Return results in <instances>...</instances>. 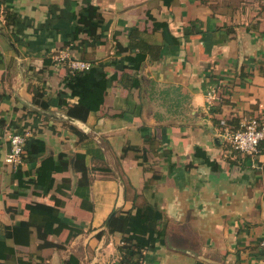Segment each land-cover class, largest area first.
<instances>
[{"label": "crops", "instance_id": "obj_1", "mask_svg": "<svg viewBox=\"0 0 264 264\" xmlns=\"http://www.w3.org/2000/svg\"><path fill=\"white\" fill-rule=\"evenodd\" d=\"M87 6L104 21L99 43L71 40ZM4 8L18 25L11 33L0 23V242L12 232L0 264H116L123 235L109 233L108 221L147 206L161 214L162 237L141 264H263L264 154L242 156L223 135L264 120V0H6ZM133 30L149 48L138 71L116 49ZM65 49L108 79L84 122L61 105L76 101L53 59ZM35 89L47 110L33 105ZM9 133L28 134L19 170L5 162ZM55 207L67 229L42 239L44 222L31 212Z\"/></svg>", "mask_w": 264, "mask_h": 264}, {"label": "trees", "instance_id": "obj_2", "mask_svg": "<svg viewBox=\"0 0 264 264\" xmlns=\"http://www.w3.org/2000/svg\"><path fill=\"white\" fill-rule=\"evenodd\" d=\"M6 0H0L1 9L0 13L4 20V26L1 29H8L11 33L15 32L18 25V19L10 10L5 9L4 5ZM77 25L75 26L72 34L71 40L76 41L80 34H85L91 42L99 43V38L95 36L96 31L99 30L103 25V18L100 14L98 8L96 7H85L77 15ZM137 31H131L130 42L127 47L123 48L120 45L116 46L117 53H129L130 55L125 58L128 67L134 71H138L140 65L144 61L149 48L142 41L138 42ZM72 42V43H74ZM77 47H71L75 50ZM70 49V52H71ZM73 58V57H72ZM74 59V58H73ZM86 62L90 65L89 70L82 72H70L66 71V75L63 79V86L69 94V97L75 99V103L69 105L65 101H61V105L66 109V115L69 118L84 122L88 116L99 110V107L103 103V99L107 88V76L104 73H99L95 63L87 62L84 59L80 61ZM45 63H50L51 60L45 59ZM123 67H119L122 69ZM112 81L115 79L114 76L110 78ZM132 81V80H131ZM33 105L38 107L40 110L48 109V98L44 91L35 89L33 96ZM233 130H237L239 126ZM27 140L25 142V145ZM32 145L37 146L39 150L42 149V143L35 141ZM32 148V147H30ZM30 148L27 149L31 153ZM98 151H92L91 154L94 155ZM264 154V144H260L258 147V155ZM97 156V154H96ZM24 156L21 160L23 161ZM84 159L83 156H76V164H81L79 161ZM62 160V156H59V164ZM53 166L51 171L62 170L60 167H56L57 162ZM75 166L79 169L78 165ZM20 165L16 166L18 169ZM83 175H85V167L81 168ZM50 177L47 179V182ZM52 181V180H51ZM48 190V183L44 185ZM82 186V183L79 184ZM46 190V189H45ZM46 190V192H47ZM58 204V203H57ZM59 207V205H56ZM53 208L49 211L44 210H33L31 212L32 216H37L44 222L45 230L42 235V239H45V235H58L63 229H67V225L64 224L58 217L57 208ZM161 220V214L159 211L154 210L151 207L137 208L136 213L133 215L131 213H117L111 216L107 224V230L109 233H120L123 235V246L119 248L121 259L116 264H141L143 252L147 249L153 248L156 240L161 239L162 234L157 230L159 221ZM55 227V228H54ZM70 235H73L72 231ZM12 236V232L7 230L5 235V240L0 242V251H7L11 253V249L6 247V239ZM44 247H49L50 244L44 241ZM0 252V260H6L7 256Z\"/></svg>", "mask_w": 264, "mask_h": 264}, {"label": "built area", "instance_id": "obj_3", "mask_svg": "<svg viewBox=\"0 0 264 264\" xmlns=\"http://www.w3.org/2000/svg\"><path fill=\"white\" fill-rule=\"evenodd\" d=\"M1 10V6H0ZM1 15V13H0ZM4 23V20L1 19ZM56 63H61L70 72H82L87 71L90 65L86 62L73 59L69 50L61 52L60 55L53 58ZM215 91L212 90L208 94V100L213 99ZM28 134L21 133H9L8 143L9 152L5 158V162L12 166L20 164L21 158L24 154V145L27 140ZM224 142L233 151L242 156L254 158L258 155V147L260 144H264V120L256 118L244 119L237 130L229 129L224 131ZM264 256V239L259 244ZM264 264V260H263Z\"/></svg>", "mask_w": 264, "mask_h": 264}, {"label": "rangeland", "instance_id": "obj_4", "mask_svg": "<svg viewBox=\"0 0 264 264\" xmlns=\"http://www.w3.org/2000/svg\"><path fill=\"white\" fill-rule=\"evenodd\" d=\"M1 19H3V17L0 15V23H3L2 21H1ZM0 26H2L1 24H0ZM60 55V54H59Z\"/></svg>", "mask_w": 264, "mask_h": 264}]
</instances>
